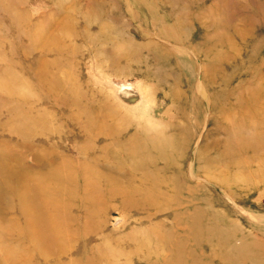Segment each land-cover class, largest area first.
<instances>
[{"label":"rangeland","instance_id":"1","mask_svg":"<svg viewBox=\"0 0 264 264\" xmlns=\"http://www.w3.org/2000/svg\"><path fill=\"white\" fill-rule=\"evenodd\" d=\"M0 264H264V0H0Z\"/></svg>","mask_w":264,"mask_h":264},{"label":"bare ground","instance_id":"2","mask_svg":"<svg viewBox=\"0 0 264 264\" xmlns=\"http://www.w3.org/2000/svg\"><path fill=\"white\" fill-rule=\"evenodd\" d=\"M134 86H135V88H134L135 90H137V91L140 90V89H138V86H136V85H134ZM133 91H134V90H133ZM124 95H125V97H129V96H130V94H124ZM140 95H141V92H140ZM138 97H139V96H138Z\"/></svg>","mask_w":264,"mask_h":264}]
</instances>
